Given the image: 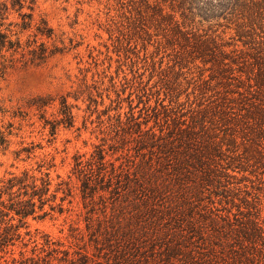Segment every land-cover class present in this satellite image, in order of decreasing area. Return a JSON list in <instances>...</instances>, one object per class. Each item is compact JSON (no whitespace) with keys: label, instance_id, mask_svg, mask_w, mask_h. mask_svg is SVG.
<instances>
[{"label":"trees","instance_id":"16d2710c","mask_svg":"<svg viewBox=\"0 0 264 264\" xmlns=\"http://www.w3.org/2000/svg\"><path fill=\"white\" fill-rule=\"evenodd\" d=\"M104 4L112 48L87 45L70 91L0 106L11 119L0 121V154L14 160L41 148L11 149L14 120L33 111L54 136L74 125L68 97L85 103L96 139L54 184L52 159L0 178V264H264V0ZM81 43L58 36L36 0H0V80L17 65L78 56ZM112 51L115 76L128 66L124 83L139 92L125 111V87L105 65ZM142 58L154 88L137 74ZM59 215L61 236L30 228L28 218Z\"/></svg>","mask_w":264,"mask_h":264},{"label":"rangeland","instance_id":"374dc122","mask_svg":"<svg viewBox=\"0 0 264 264\" xmlns=\"http://www.w3.org/2000/svg\"><path fill=\"white\" fill-rule=\"evenodd\" d=\"M104 2L105 0L101 2L98 0H36L37 10L45 14L58 36L73 37L74 40L82 42L77 48L79 54L78 56H75L73 52L56 54L40 65L24 67L17 65L10 69L5 77L0 80V106H4L11 111L18 105L22 106L23 100L31 96L59 95L70 91L72 86H74V74L78 72L77 67H82L84 62L90 61V57L87 56L89 50L87 45L90 46L89 48L94 46L93 54H97V50L104 52L105 44L110 49L112 48L111 40L108 38V32L106 31L107 27L104 25L108 13ZM133 46H135L134 43H132L131 47ZM137 46L140 48V44ZM149 49H152V47L150 46ZM110 54L113 57L110 67H108V62L105 65H107V72L115 76L117 69L115 58L117 55L113 51ZM79 56H83V63H78ZM103 56L104 53L100 55V58ZM165 61L166 57L164 58ZM143 63L144 60L142 58L137 64V69H133H136L137 74H141L140 76L147 87L154 88L158 85L156 77H149V71L145 69ZM122 70L119 71V76H115V82L117 88L125 87V91L120 95L123 97L121 110L125 111L129 105L125 97L129 92L134 91L131 98H134L132 105H136L139 92L135 87L130 89V86L127 87V84L124 83L123 74L127 73V79L132 77L129 67L122 64ZM110 98L113 100L115 95L110 93ZM68 101L79 107L78 109L73 108L75 114L74 125L71 128L58 127L54 136L48 133L47 128H41V121L37 119L36 115H33V111H28V115L23 120H14L15 124L21 123V129L18 131L17 136L12 137L13 144L11 149L19 148L21 146L19 141L21 140L24 144H29L30 141H33L40 144L41 148H36L30 158L25 160H14L10 153L0 154V178L8 171H19L24 167L35 169L41 159H52L54 165L49 168V172L54 184L57 181V174L62 178L66 177L72 166L71 157L76 151L86 153L91 151L96 139L94 134L90 132L94 123L87 121V128L83 127V108L85 103L81 100L75 101L72 97H68ZM104 104H110V100L106 97ZM111 104L114 106L115 102H111ZM102 107V105L98 106V108ZM22 109L26 110L23 107ZM134 109L137 110V107ZM54 110V108L49 107L47 115ZM113 112V110L110 111V113ZM91 118L96 119L95 114ZM7 120H11L8 113L4 116L0 115L1 123ZM31 122L34 123L31 124ZM62 219L63 215H59L56 219L46 217L43 220H34L28 218V221L31 225V230L38 227L44 232L57 237L61 236L59 228L62 226Z\"/></svg>","mask_w":264,"mask_h":264}]
</instances>
